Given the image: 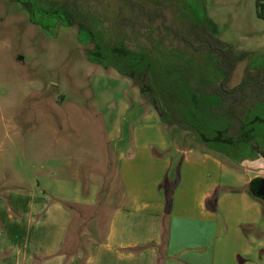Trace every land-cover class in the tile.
<instances>
[{
	"label": "rangeland",
	"instance_id": "374dc122",
	"mask_svg": "<svg viewBox=\"0 0 264 264\" xmlns=\"http://www.w3.org/2000/svg\"><path fill=\"white\" fill-rule=\"evenodd\" d=\"M257 2L202 0L217 38L237 54L231 86L264 60V19L258 16ZM39 20L29 3L0 0V187L35 189L55 196L66 208L77 197L95 201L93 206L82 205L80 225L83 234L91 228L98 233L126 197L110 138L142 107L155 114L171 150L213 153L227 165L264 178L259 153L241 143L230 153L203 143L167 121L130 79L98 57L91 58V39L77 26L43 25ZM241 140L256 143L252 135ZM96 214L98 223L91 222Z\"/></svg>",
	"mask_w": 264,
	"mask_h": 264
},
{
	"label": "crops",
	"instance_id": "0c3cea01",
	"mask_svg": "<svg viewBox=\"0 0 264 264\" xmlns=\"http://www.w3.org/2000/svg\"><path fill=\"white\" fill-rule=\"evenodd\" d=\"M143 108L110 138L126 197L98 233L80 225L82 205L95 201L77 197L66 208L35 189L0 187V264H264V205L249 190L260 175L213 153L171 150Z\"/></svg>",
	"mask_w": 264,
	"mask_h": 264
},
{
	"label": "trees",
	"instance_id": "16d2710c",
	"mask_svg": "<svg viewBox=\"0 0 264 264\" xmlns=\"http://www.w3.org/2000/svg\"><path fill=\"white\" fill-rule=\"evenodd\" d=\"M22 1L43 25L62 22L88 35L94 47L89 56L130 79L167 121L221 152L241 143L264 157V60L231 86L234 50L216 37L202 0ZM257 5L264 19V2ZM250 135L253 146L241 140ZM175 175L165 184L168 204L179 166Z\"/></svg>",
	"mask_w": 264,
	"mask_h": 264
},
{
	"label": "water",
	"instance_id": "95a60500",
	"mask_svg": "<svg viewBox=\"0 0 264 264\" xmlns=\"http://www.w3.org/2000/svg\"><path fill=\"white\" fill-rule=\"evenodd\" d=\"M252 192L264 201V178H256L252 181Z\"/></svg>",
	"mask_w": 264,
	"mask_h": 264
},
{
	"label": "flooded vegetation",
	"instance_id": "af4514ba",
	"mask_svg": "<svg viewBox=\"0 0 264 264\" xmlns=\"http://www.w3.org/2000/svg\"><path fill=\"white\" fill-rule=\"evenodd\" d=\"M58 23H62V22H58ZM58 23H57V24H58ZM63 24H64V23H63ZM64 25H65V24H64ZM66 26H67V25H66ZM215 35H216V31H215ZM216 37H217V36H216ZM227 46H228V45H227ZM228 47H229V46H228ZM233 54H234V58H236V55H237V54L235 53V51H234ZM235 60H236V59H235ZM245 74H246V73H245ZM243 77H244V76H243ZM241 81H242V80H241Z\"/></svg>",
	"mask_w": 264,
	"mask_h": 264
}]
</instances>
